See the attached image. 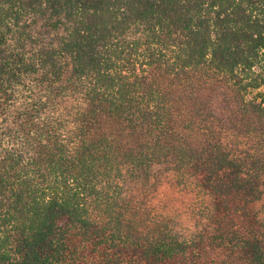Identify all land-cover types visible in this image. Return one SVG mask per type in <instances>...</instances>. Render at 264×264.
I'll use <instances>...</instances> for the list:
<instances>
[{"label":"trees","instance_id":"16d2710c","mask_svg":"<svg viewBox=\"0 0 264 264\" xmlns=\"http://www.w3.org/2000/svg\"><path fill=\"white\" fill-rule=\"evenodd\" d=\"M0 264H264V0H0Z\"/></svg>","mask_w":264,"mask_h":264}]
</instances>
